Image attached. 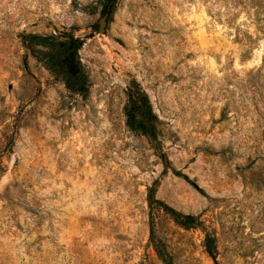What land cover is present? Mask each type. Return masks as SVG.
I'll return each instance as SVG.
<instances>
[{
	"label": "rangeland",
	"instance_id": "374dc122",
	"mask_svg": "<svg viewBox=\"0 0 264 264\" xmlns=\"http://www.w3.org/2000/svg\"><path fill=\"white\" fill-rule=\"evenodd\" d=\"M101 2L0 0V264H162L150 188L203 224L153 211L175 264H216L207 234L218 264H264V0H120L104 35ZM30 33L85 39L87 98ZM133 79L160 149L126 126Z\"/></svg>",
	"mask_w": 264,
	"mask_h": 264
},
{
	"label": "trees",
	"instance_id": "16d2710c",
	"mask_svg": "<svg viewBox=\"0 0 264 264\" xmlns=\"http://www.w3.org/2000/svg\"><path fill=\"white\" fill-rule=\"evenodd\" d=\"M119 2L120 0H102L103 16L107 15L108 18H111L116 12ZM21 42L25 50L38 63L64 84L67 91L82 98H87L90 95L91 82L81 59V50L84 47L85 39L73 33H30L21 35ZM126 96V126L134 134L145 136L155 142L156 147L160 149L158 116L154 111L149 95L137 80L133 79L129 82ZM174 173L177 176H183L179 171ZM148 204L150 208V241L153 248L162 264H175L167 245L160 241L155 234L153 211L156 208L163 210L185 230L198 228L203 224L198 217L178 212L164 202L157 200L154 188H150L148 191ZM205 248L208 255L218 264L217 239L207 234Z\"/></svg>",
	"mask_w": 264,
	"mask_h": 264
},
{
	"label": "water",
	"instance_id": "95a60500",
	"mask_svg": "<svg viewBox=\"0 0 264 264\" xmlns=\"http://www.w3.org/2000/svg\"><path fill=\"white\" fill-rule=\"evenodd\" d=\"M108 16H103L99 22L100 24V30H99V33L101 35H104L106 33V28H107V25H108Z\"/></svg>",
	"mask_w": 264,
	"mask_h": 264
}]
</instances>
